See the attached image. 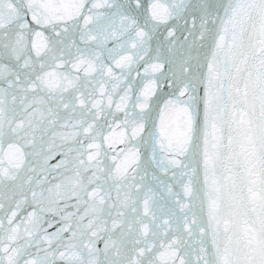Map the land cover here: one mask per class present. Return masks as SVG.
<instances>
[{
  "label": "snow or ice",
  "instance_id": "snow-or-ice-1",
  "mask_svg": "<svg viewBox=\"0 0 264 264\" xmlns=\"http://www.w3.org/2000/svg\"><path fill=\"white\" fill-rule=\"evenodd\" d=\"M0 264H264V0H0Z\"/></svg>",
  "mask_w": 264,
  "mask_h": 264
}]
</instances>
